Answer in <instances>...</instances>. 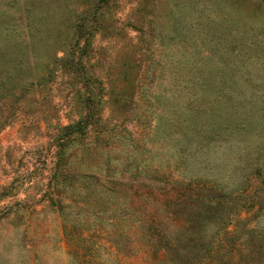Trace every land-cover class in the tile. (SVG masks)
<instances>
[{
    "label": "rangeland",
    "instance_id": "374dc122",
    "mask_svg": "<svg viewBox=\"0 0 264 264\" xmlns=\"http://www.w3.org/2000/svg\"><path fill=\"white\" fill-rule=\"evenodd\" d=\"M206 187L264 234L263 0H0V264H230L163 217Z\"/></svg>",
    "mask_w": 264,
    "mask_h": 264
},
{
    "label": "trees",
    "instance_id": "16d2710c",
    "mask_svg": "<svg viewBox=\"0 0 264 264\" xmlns=\"http://www.w3.org/2000/svg\"><path fill=\"white\" fill-rule=\"evenodd\" d=\"M264 1V0H263ZM144 185V184H143ZM147 185V184H146ZM191 186V185H190ZM190 190L191 187H187ZM236 196L232 192H227L222 189H212L211 187L199 188L195 193H186L184 191L170 188L169 191L163 190L158 194L162 206L163 217H167L181 225L182 235L185 243H190L196 237L201 243V253L194 255L193 260L197 257L205 259L221 254V250L229 244V248L224 250L226 254L231 257L230 264H264V234L255 233L254 230L245 232L247 235L241 242H236L237 237L233 239L228 238L232 235V230L228 228L232 219L222 221L220 224L215 220L219 219L221 215L217 216L218 208H226L227 203ZM157 199V200H158ZM239 212L236 211L234 218H238ZM216 223L215 231L212 236L204 240L206 230L210 227L211 222ZM239 221L235 222L234 228L238 226ZM149 240L145 241L147 244H153L156 250L166 253L168 261L171 264H180L181 257L179 253V244L181 237H166L154 226L146 228ZM256 234V235H255ZM233 242V244L231 242ZM235 247H238L237 249ZM201 259L196 260L200 261Z\"/></svg>",
    "mask_w": 264,
    "mask_h": 264
}]
</instances>
